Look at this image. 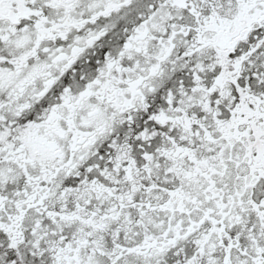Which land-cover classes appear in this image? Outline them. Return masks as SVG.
I'll return each mask as SVG.
<instances>
[{
	"label": "snow or ice",
	"instance_id": "6c2138e0",
	"mask_svg": "<svg viewBox=\"0 0 264 264\" xmlns=\"http://www.w3.org/2000/svg\"><path fill=\"white\" fill-rule=\"evenodd\" d=\"M0 264H264V0H0Z\"/></svg>",
	"mask_w": 264,
	"mask_h": 264
}]
</instances>
